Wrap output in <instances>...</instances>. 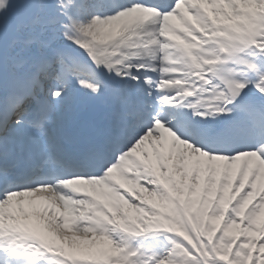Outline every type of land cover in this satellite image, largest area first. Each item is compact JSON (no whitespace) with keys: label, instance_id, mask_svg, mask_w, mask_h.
<instances>
[{"label":"snow or ice","instance_id":"snow-or-ice-1","mask_svg":"<svg viewBox=\"0 0 264 264\" xmlns=\"http://www.w3.org/2000/svg\"><path fill=\"white\" fill-rule=\"evenodd\" d=\"M37 262L264 264V0H0V264Z\"/></svg>","mask_w":264,"mask_h":264}]
</instances>
